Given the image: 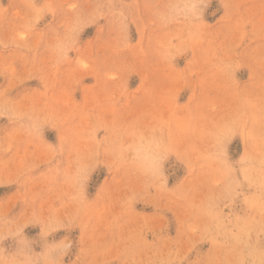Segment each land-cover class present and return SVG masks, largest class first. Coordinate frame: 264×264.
I'll list each match as a JSON object with an SVG mask.
<instances>
[{
  "label": "rangeland",
  "instance_id": "374dc122",
  "mask_svg": "<svg viewBox=\"0 0 264 264\" xmlns=\"http://www.w3.org/2000/svg\"><path fill=\"white\" fill-rule=\"evenodd\" d=\"M0 264H264V0H0Z\"/></svg>",
  "mask_w": 264,
  "mask_h": 264
}]
</instances>
